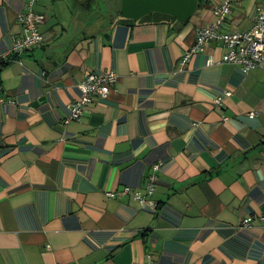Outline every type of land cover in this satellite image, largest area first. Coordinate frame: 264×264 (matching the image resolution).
<instances>
[{
    "label": "crops",
    "instance_id": "obj_1",
    "mask_svg": "<svg viewBox=\"0 0 264 264\" xmlns=\"http://www.w3.org/2000/svg\"><path fill=\"white\" fill-rule=\"evenodd\" d=\"M27 1L0 0V57ZM93 4L39 0L42 46L0 70V264H264V62L245 72L212 43L183 65L212 1L183 25H94ZM256 14L234 4L224 30ZM110 70L109 99L69 120Z\"/></svg>",
    "mask_w": 264,
    "mask_h": 264
},
{
    "label": "built area",
    "instance_id": "obj_2",
    "mask_svg": "<svg viewBox=\"0 0 264 264\" xmlns=\"http://www.w3.org/2000/svg\"><path fill=\"white\" fill-rule=\"evenodd\" d=\"M39 0H28L27 11L21 15L20 21L23 26L22 36L17 39L13 50L4 55L7 58L14 53L23 54L33 48L41 47L44 36L40 25L47 20L44 13L37 12L35 6ZM234 2L225 0L214 7L215 21L208 27H201L197 31L195 45L185 54L182 63L187 64L195 54L206 52L212 43H217L226 50L224 61L232 63L249 72L261 66L264 62V6L257 9L254 25L246 31L224 30L228 18L233 14ZM213 60H210L212 64ZM119 76L114 70L92 73L80 85L81 98L71 104L69 120H79L89 105L109 99L113 92ZM233 92L228 90L219 96L215 103L222 106L224 98L231 97ZM255 115V114H253ZM157 183V177L153 176L150 182L151 190ZM142 200V196L137 194ZM264 220V217L262 218ZM253 217L244 220L243 224L250 226Z\"/></svg>",
    "mask_w": 264,
    "mask_h": 264
},
{
    "label": "water",
    "instance_id": "obj_3",
    "mask_svg": "<svg viewBox=\"0 0 264 264\" xmlns=\"http://www.w3.org/2000/svg\"><path fill=\"white\" fill-rule=\"evenodd\" d=\"M199 10V0H122L126 19L140 21L153 13L169 14L186 23Z\"/></svg>",
    "mask_w": 264,
    "mask_h": 264
},
{
    "label": "rangeland",
    "instance_id": "obj_4",
    "mask_svg": "<svg viewBox=\"0 0 264 264\" xmlns=\"http://www.w3.org/2000/svg\"><path fill=\"white\" fill-rule=\"evenodd\" d=\"M214 2V6L225 0H211ZM235 5L243 6L244 9L251 15L261 6H264V0H232ZM71 7L73 8L76 16L79 15L80 6L76 3V1H72ZM94 14L92 23L96 24H103L106 25L109 22V19L113 16V14H117L120 9L122 10V1L121 0H94ZM208 11V8L199 9L198 12L191 18L192 20L196 17L200 16V12L204 13ZM237 13L241 12L240 10H236ZM201 13V14H202ZM119 14V13H118ZM120 15V14H119ZM111 20V19H110Z\"/></svg>",
    "mask_w": 264,
    "mask_h": 264
},
{
    "label": "trees",
    "instance_id": "obj_5",
    "mask_svg": "<svg viewBox=\"0 0 264 264\" xmlns=\"http://www.w3.org/2000/svg\"><path fill=\"white\" fill-rule=\"evenodd\" d=\"M210 4H211V0H199V9L210 8V6H211ZM118 13L123 17V20H122L123 23L129 24L132 26L135 25L136 23H138L132 19L124 18L123 12L121 9ZM164 19H172V20L178 21L177 18H175L174 16L169 15V14L153 13L149 16L144 17L139 22L140 23L161 22ZM189 21H187L186 23H188ZM186 23H181V24L183 25ZM21 56H22V54L14 53V54L9 55L7 58L0 57V70H3L4 68L8 67L12 62L19 60L21 58Z\"/></svg>",
    "mask_w": 264,
    "mask_h": 264
},
{
    "label": "flooded vegetation",
    "instance_id": "obj_6",
    "mask_svg": "<svg viewBox=\"0 0 264 264\" xmlns=\"http://www.w3.org/2000/svg\"><path fill=\"white\" fill-rule=\"evenodd\" d=\"M122 1V0H121Z\"/></svg>",
    "mask_w": 264,
    "mask_h": 264
}]
</instances>
